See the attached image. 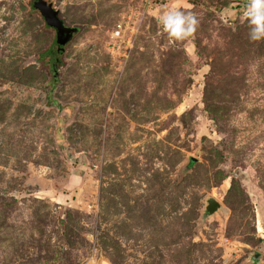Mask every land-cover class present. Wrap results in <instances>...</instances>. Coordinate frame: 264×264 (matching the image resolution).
<instances>
[{
  "label": "rangeland",
  "instance_id": "rangeland-1",
  "mask_svg": "<svg viewBox=\"0 0 264 264\" xmlns=\"http://www.w3.org/2000/svg\"><path fill=\"white\" fill-rule=\"evenodd\" d=\"M35 1L0 0V264H264L246 0H42L62 33ZM168 6L196 14L189 39Z\"/></svg>",
  "mask_w": 264,
  "mask_h": 264
},
{
  "label": "clouds",
  "instance_id": "clouds-1",
  "mask_svg": "<svg viewBox=\"0 0 264 264\" xmlns=\"http://www.w3.org/2000/svg\"><path fill=\"white\" fill-rule=\"evenodd\" d=\"M241 19L248 27L251 42H264V0H246L240 12ZM158 23L169 43L189 39L199 25L196 14L168 6L159 15Z\"/></svg>",
  "mask_w": 264,
  "mask_h": 264
},
{
  "label": "water",
  "instance_id": "water-1",
  "mask_svg": "<svg viewBox=\"0 0 264 264\" xmlns=\"http://www.w3.org/2000/svg\"><path fill=\"white\" fill-rule=\"evenodd\" d=\"M34 7H36L42 12L43 16L46 17L47 21L50 24L55 25L57 27L58 33L63 32V27L58 22V20L55 18V15L51 11L50 6L46 5L42 0H36L34 3ZM218 208H219V204L214 199L210 198L207 200V205L205 207L206 213L212 214ZM255 256L258 257L259 254H256Z\"/></svg>",
  "mask_w": 264,
  "mask_h": 264
},
{
  "label": "built area",
  "instance_id": "built-area-1",
  "mask_svg": "<svg viewBox=\"0 0 264 264\" xmlns=\"http://www.w3.org/2000/svg\"><path fill=\"white\" fill-rule=\"evenodd\" d=\"M124 21L121 19L118 21L117 24H114V26L109 30V41H119L121 38H123V35L121 34L122 30L124 29ZM129 26H126V28Z\"/></svg>",
  "mask_w": 264,
  "mask_h": 264
}]
</instances>
